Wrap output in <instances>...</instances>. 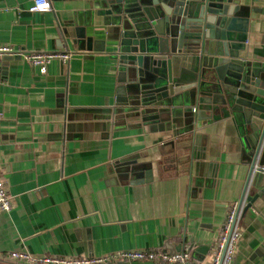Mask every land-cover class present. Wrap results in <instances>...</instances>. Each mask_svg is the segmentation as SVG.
<instances>
[{
    "label": "crops",
    "instance_id": "0c3cea01",
    "mask_svg": "<svg viewBox=\"0 0 264 264\" xmlns=\"http://www.w3.org/2000/svg\"><path fill=\"white\" fill-rule=\"evenodd\" d=\"M31 2L0 0V45L16 51L0 57V177L11 199L0 210V264H29L10 252L122 250H186L192 263L210 264L249 171L235 123L195 126L189 106L154 92L160 79L121 69L115 57L130 19L117 4L50 0V10L30 12ZM225 3L246 37L240 55L264 62V0ZM39 51L70 56L41 73L26 58ZM262 188L259 174L250 196ZM240 231L232 264H264V191L242 211Z\"/></svg>",
    "mask_w": 264,
    "mask_h": 264
},
{
    "label": "water",
    "instance_id": "95a60500",
    "mask_svg": "<svg viewBox=\"0 0 264 264\" xmlns=\"http://www.w3.org/2000/svg\"><path fill=\"white\" fill-rule=\"evenodd\" d=\"M108 1L120 7L114 10L120 18L130 19L115 57L121 69L160 79L163 85L154 92L189 106L187 117L195 126L231 118L249 157L244 188L255 164L263 169L253 180L264 174V62L250 63L240 55L246 37L235 31L232 6L225 0ZM263 191L250 196L244 209Z\"/></svg>",
    "mask_w": 264,
    "mask_h": 264
},
{
    "label": "built area",
    "instance_id": "2783aa9c",
    "mask_svg": "<svg viewBox=\"0 0 264 264\" xmlns=\"http://www.w3.org/2000/svg\"><path fill=\"white\" fill-rule=\"evenodd\" d=\"M51 9L50 0H32L28 11L30 12H44ZM8 45H0V57L15 54ZM70 53L68 51H39L29 53L26 58L36 65L41 73H44L46 67L53 59H58L61 62H67ZM263 167L255 164L250 178L245 185L242 193L241 201L238 199L233 201L227 210L222 228L218 235L210 264H232L237 243L241 235L240 231V217L244 207L248 203V198L251 195L252 180L255 172ZM11 208V199L5 186V182L0 177V210L9 211ZM9 257L16 260H23L29 264H97L101 262L114 260H149L156 264L172 263V264H194L191 262L190 253L186 250L177 252H166L162 250H122L114 253H108L100 257L85 258L73 257L64 258L56 256H40L34 257L25 252H10Z\"/></svg>",
    "mask_w": 264,
    "mask_h": 264
}]
</instances>
